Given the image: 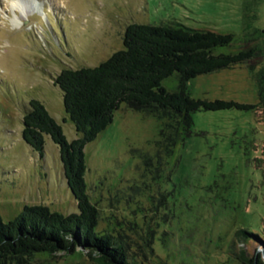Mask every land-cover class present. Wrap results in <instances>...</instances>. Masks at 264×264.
<instances>
[{"label": "rangeland", "instance_id": "374dc122", "mask_svg": "<svg viewBox=\"0 0 264 264\" xmlns=\"http://www.w3.org/2000/svg\"><path fill=\"white\" fill-rule=\"evenodd\" d=\"M10 1L0 0L4 222L25 205L77 212L58 146L44 135L40 155L21 137L30 100L45 106L65 140L78 137L54 82L62 69L99 65L122 49L125 28L136 22H179L241 41L255 30L264 32V0H38L43 14L28 15L14 14ZM15 15L17 27L10 24ZM253 42L264 49V34ZM262 70L264 53L251 63L188 79L194 99L255 107L194 111L192 134L164 160L157 158L160 119L122 103L112 122L84 146L86 192L100 217L96 230L126 238L138 264H244L241 256L257 255L264 264V97L256 78ZM162 85L175 90L177 79ZM32 264L91 262L75 251L35 256Z\"/></svg>", "mask_w": 264, "mask_h": 264}, {"label": "trees", "instance_id": "16d2710c", "mask_svg": "<svg viewBox=\"0 0 264 264\" xmlns=\"http://www.w3.org/2000/svg\"><path fill=\"white\" fill-rule=\"evenodd\" d=\"M263 34L255 30L241 41L231 33L195 29L179 22H136L125 28L122 49L99 65L62 69L54 82L62 92L64 111L78 137L71 142L65 140L60 126L38 100L28 102L21 137L40 155L44 135L58 146L77 212L62 214L45 205H25L7 222L0 217V264H32L35 256L75 251L85 252L91 264H138L137 255L130 256L127 250L130 244L126 238L96 230L100 217L86 192L84 146L112 122L113 113L122 103L160 119L156 145L160 147L157 158L163 160L173 156L178 145L192 134L194 111L254 108L234 101L194 99L186 82L198 75L256 60L264 49L253 40L255 35ZM222 48L232 51L221 53ZM254 64L249 66L255 67ZM258 74L259 94L263 98L264 70ZM170 77L177 79V87L171 91L162 85ZM150 235H144V245L150 242ZM259 258L257 255L249 260L243 256L240 259L244 264H261Z\"/></svg>", "mask_w": 264, "mask_h": 264}, {"label": "bare ground", "instance_id": "6f19581e", "mask_svg": "<svg viewBox=\"0 0 264 264\" xmlns=\"http://www.w3.org/2000/svg\"><path fill=\"white\" fill-rule=\"evenodd\" d=\"M10 6L14 14L20 13L28 15L31 11L43 14V3L38 0H11ZM16 15L10 20V24L15 27L17 22ZM17 27V26H16Z\"/></svg>", "mask_w": 264, "mask_h": 264}]
</instances>
